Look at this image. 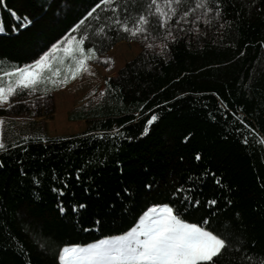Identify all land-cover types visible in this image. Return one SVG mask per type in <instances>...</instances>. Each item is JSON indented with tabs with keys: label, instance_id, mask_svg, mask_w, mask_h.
Instances as JSON below:
<instances>
[{
	"label": "trees",
	"instance_id": "obj_1",
	"mask_svg": "<svg viewBox=\"0 0 264 264\" xmlns=\"http://www.w3.org/2000/svg\"><path fill=\"white\" fill-rule=\"evenodd\" d=\"M93 2L4 0V70L30 64L75 34L69 29ZM118 2L140 11L146 0ZM218 6L208 24H193L192 14L188 23L170 22L175 40H164V29L147 40L109 32L99 56L122 41L140 52L104 79L103 95L69 112V121L85 122L80 134L48 137L44 120H34L53 113L51 92L22 93L10 98L19 103L0 108L8 146L0 152V264H60L59 246L120 235L153 204L179 206L170 194L180 186L201 202L199 210L181 212L187 222L208 216L215 229L217 221L230 222L233 243L219 264L264 254V143L257 142L264 137V0ZM152 115L157 119L147 124ZM210 200L217 203L205 207Z\"/></svg>",
	"mask_w": 264,
	"mask_h": 264
},
{
	"label": "snow or ice",
	"instance_id": "obj_2",
	"mask_svg": "<svg viewBox=\"0 0 264 264\" xmlns=\"http://www.w3.org/2000/svg\"><path fill=\"white\" fill-rule=\"evenodd\" d=\"M184 2L185 0H146L140 6V11H134L118 0H94L69 29L70 33L75 34H66L30 64L11 67L7 71L0 64V108H11L19 101L10 98L22 93L32 95L39 90L40 85L59 87L82 72H89V61L104 60L106 64L110 63V57L99 56L110 38L109 32H123L129 38L147 40L157 39L154 33L157 29H164V40H175L176 36L170 30V22L188 23L187 18L192 14L195 16L193 24L201 19L208 24L207 13L214 11L219 15L221 11L218 6L220 0H197L194 7L188 6L186 10L181 7ZM3 3L4 0H0V4ZM210 3L214 6L210 7ZM197 9L201 10L198 14ZM90 18H93L94 23H89ZM164 40L160 42L161 47L167 48ZM151 46L146 44V47ZM103 94L101 91V95ZM156 119V115H152L147 124ZM236 119L249 134L255 133V129L244 120L239 117ZM144 131H147V126ZM113 134L119 133L114 130ZM244 142L247 143L246 138ZM257 142L264 143V137ZM11 147L16 145L12 144ZM7 150L8 146L0 137V152ZM144 187L151 189L152 185L148 183ZM124 191L127 192V189ZM184 193L182 186L176 187L170 195L179 198V206L171 203L153 204L143 211L131 228L120 235L106 237L84 246H59L54 260L58 259L60 264H219L233 243L230 239L233 234L231 224L228 221H217L220 228H210L212 220L208 216L202 217L200 223L187 222L182 218L181 212L197 211L201 202ZM216 203L215 200L207 201L205 207ZM60 210L63 211L62 208ZM39 248L43 250L45 244H39ZM243 259L244 264L249 261L252 264H264V254H245Z\"/></svg>",
	"mask_w": 264,
	"mask_h": 264
},
{
	"label": "rangeland",
	"instance_id": "obj_3",
	"mask_svg": "<svg viewBox=\"0 0 264 264\" xmlns=\"http://www.w3.org/2000/svg\"><path fill=\"white\" fill-rule=\"evenodd\" d=\"M139 52L140 47L137 43L119 42L106 54L101 56L110 57V63L106 64L104 60H101L102 64L89 61V72H82L76 78L70 79L68 83L62 86L55 87L50 84L38 86V91L52 93L53 113L47 118H34V120H44L45 133L48 137H68L82 133L86 129L85 122L69 121V112L80 106L90 95V98L94 97L101 91L104 79L114 77ZM0 121L2 120L0 119ZM2 124H0V137Z\"/></svg>",
	"mask_w": 264,
	"mask_h": 264
}]
</instances>
